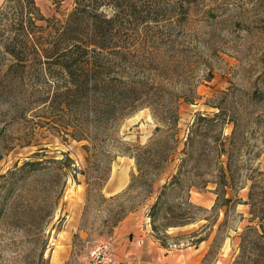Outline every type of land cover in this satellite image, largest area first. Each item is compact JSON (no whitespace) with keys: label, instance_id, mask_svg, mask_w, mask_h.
I'll return each mask as SVG.
<instances>
[{"label":"rangeland","instance_id":"obj_1","mask_svg":"<svg viewBox=\"0 0 264 264\" xmlns=\"http://www.w3.org/2000/svg\"><path fill=\"white\" fill-rule=\"evenodd\" d=\"M179 1L187 9L184 22L176 21ZM157 2L172 22L155 27L176 37L146 50L159 46L173 64L166 107H173L178 97L176 122L166 108L157 114L140 109L121 123L117 136L93 139L96 147L87 153L82 147L88 141L50 128L35 94L13 93L7 103L0 99V177L5 175L0 178V264H91L89 252L102 244L112 248L113 264H144L139 253L126 256L134 238L146 235L144 229L173 252L172 264H264V240L255 243L254 233L245 232L247 226L260 232L258 220L250 221L261 215L264 203V0ZM35 3L48 19L63 20L74 7V0ZM219 111L212 122L201 118ZM187 137L197 139L194 159L204 154L211 161L217 154L210 151L212 140L224 142L238 178L236 196L227 189L225 198L240 204L223 206L215 190V163L194 160L183 171L181 184L165 191L159 206L151 209L162 184L177 173ZM173 139L178 140L169 158L173 161L161 170ZM202 145L208 149L202 151ZM132 146L148 149L135 152ZM34 153L44 160L67 153L75 171L45 163L37 172H16L15 166L40 160L32 158ZM128 155H135L138 165ZM221 162L227 175L226 155ZM111 178L123 179L124 190H106ZM96 183L102 184V197ZM127 218L143 232L128 234ZM242 237L248 241L243 248Z\"/></svg>","mask_w":264,"mask_h":264},{"label":"trees","instance_id":"obj_2","mask_svg":"<svg viewBox=\"0 0 264 264\" xmlns=\"http://www.w3.org/2000/svg\"><path fill=\"white\" fill-rule=\"evenodd\" d=\"M175 10L176 21H186L187 9L182 1ZM165 21L172 22V16L158 8L157 0H74L73 9L63 20L45 18L35 0H4L0 4V99L7 103L13 93L35 94L50 128L77 141H88L90 144L82 147L87 153L96 147L93 139L117 136L121 123L140 109L148 107L157 114L166 108V114L176 122L178 97L174 98L173 107H166L173 64L159 46L153 52L146 50L176 37L170 30L155 27ZM219 114L220 111L214 118H201L212 122ZM232 141L229 140L231 146ZM172 143L168 155L160 161L161 170L173 161L169 158L174 155L178 140L173 139ZM194 143L197 139H184L177 173L162 184L152 210L159 206L165 191L181 184L183 171L194 160L197 164L203 160L215 163V190L222 195L223 206L240 204L239 199L225 198L227 189L233 196L237 194L238 178L230 169L231 151H225L221 139H213L210 151H217L215 157L210 161L208 155L200 154L194 159ZM203 145L202 151L208 149ZM132 148L135 152L148 149ZM32 155L40 160H28L15 166V171L37 172L45 163L57 164L59 170L70 173L75 171L67 153L56 160H44L39 153ZM223 155L227 156V175L221 162ZM128 156L138 165L135 155ZM94 186L102 197V184ZM254 188L253 182L248 192L250 201ZM89 191L87 188V194ZM219 200L218 195L216 201ZM262 209L261 215H254L250 221L258 220L260 232L256 226L245 229L246 233H254L255 243L264 240V203ZM245 242L248 241L242 237L241 248Z\"/></svg>","mask_w":264,"mask_h":264},{"label":"crops","instance_id":"obj_3","mask_svg":"<svg viewBox=\"0 0 264 264\" xmlns=\"http://www.w3.org/2000/svg\"><path fill=\"white\" fill-rule=\"evenodd\" d=\"M115 180L117 181V178H114V179L111 178L110 184L115 182ZM118 182H119L118 183L119 186L116 190H118L119 188H122V189H120V191L114 194H117L121 192L122 190H124L127 184L126 183L124 186H122L123 179L122 181L121 179L118 180ZM106 190H108L110 193L115 191V190H110L109 187L108 189L106 188ZM124 224H127L128 227L130 228L129 233H128L130 235H132L133 233L138 234L139 232H141V230L143 232V228L140 229V224L132 222L129 218L124 220ZM144 230L146 231L145 233L146 235H144L143 233V235H140L137 238H134L135 240H134L132 249L128 251V254L126 256L132 255L134 253H139V255L142 256L140 258H142V263L144 264H147L149 262H154V264H157V262H162L163 260L164 262L166 261V262H169V264H172L175 260V258H173L174 257L173 252H169L165 250V248L160 246L159 243L155 239H153V237L149 236V232L147 229H144Z\"/></svg>","mask_w":264,"mask_h":264},{"label":"built area","instance_id":"obj_4","mask_svg":"<svg viewBox=\"0 0 264 264\" xmlns=\"http://www.w3.org/2000/svg\"><path fill=\"white\" fill-rule=\"evenodd\" d=\"M91 264H113L114 255L109 244H102L94 247L89 252Z\"/></svg>","mask_w":264,"mask_h":264},{"label":"water","instance_id":"obj_5","mask_svg":"<svg viewBox=\"0 0 264 264\" xmlns=\"http://www.w3.org/2000/svg\"><path fill=\"white\" fill-rule=\"evenodd\" d=\"M118 180L119 179L117 178V181L115 180V182H113L112 184H110V182H109V184L107 185L106 188L108 189V187H109L110 190H116L118 188V186H119L118 185V183H119Z\"/></svg>","mask_w":264,"mask_h":264}]
</instances>
